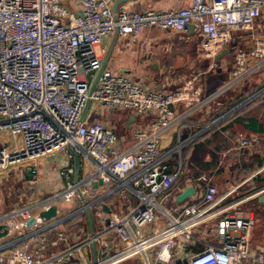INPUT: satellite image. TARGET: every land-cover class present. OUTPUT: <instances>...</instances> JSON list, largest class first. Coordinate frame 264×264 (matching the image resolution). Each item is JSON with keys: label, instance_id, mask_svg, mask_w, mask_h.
<instances>
[{"label": "built area", "instance_id": "1", "mask_svg": "<svg viewBox=\"0 0 264 264\" xmlns=\"http://www.w3.org/2000/svg\"><path fill=\"white\" fill-rule=\"evenodd\" d=\"M115 1L0 0V134L9 133L13 141L11 149L0 146V171L28 163L27 182L37 186L39 162L63 151L72 156L71 147L86 172L72 182L73 168L66 165L58 171L65 185L0 217V231L6 227L26 240L23 247L0 250V264H65L73 255L80 258L73 264H120L137 258L144 264H264V252L251 245L254 216H244L240 209L264 188L238 197L242 183L222 192L206 175L178 182L185 143L179 140L167 150L162 144L164 131L179 117L177 106L187 116L264 67V37L257 36L249 52L237 50L228 85L211 99H205L197 75L160 91L106 67L92 90L103 67L98 47L105 38L115 33L136 37L150 27L182 33L196 25L212 70L235 32L252 29L263 17L264 0H190L179 9L141 11H115ZM89 100L109 111L124 109L152 120L134 131L132 144L125 147L114 126L83 117ZM256 140L241 138L239 147ZM190 186L196 192L179 202L178 195ZM112 197L119 199L121 210L106 202ZM53 205L58 215L44 218L42 212ZM88 210L99 223L93 234L79 239L58 229L51 238L52 228ZM69 238L73 243L67 251L46 254L49 246ZM94 243L96 260L87 253Z\"/></svg>", "mask_w": 264, "mask_h": 264}, {"label": "crops", "instance_id": "2", "mask_svg": "<svg viewBox=\"0 0 264 264\" xmlns=\"http://www.w3.org/2000/svg\"><path fill=\"white\" fill-rule=\"evenodd\" d=\"M117 1H115L114 7ZM189 2L190 0H122L117 7H127L138 11L148 8L169 10L179 9L188 5ZM66 6L71 12L76 11L74 5L66 2ZM257 36L264 37V15L252 29L235 32L232 45L226 49V53L220 59L216 60L218 63L216 70L210 69L212 60L205 58L202 54L203 38L196 25L182 33L158 27L145 28L136 37L123 38L115 33L103 40L98 47V52L104 60L110 53L106 68L126 74L150 90L175 89L188 77L197 75L200 83L204 85L205 99H211L219 89L228 85L224 81L227 77L222 78L223 73L221 74V72H227L231 68V61L235 60L237 50L251 51ZM226 80L229 81L230 78ZM215 81L218 84L213 86ZM247 81V85L255 81L253 83L255 89L263 90L264 67L231 87L229 86L225 91L240 87ZM261 96L263 97L259 99L248 100L224 115L219 114V111L223 110V106L232 104L234 98L231 97L227 102L226 99L223 100V104L220 99L213 98L187 116H182L183 108L177 106L179 117L164 131L162 144L167 150L171 147L175 148L179 140H183L185 143L183 171L178 177V182L184 177L198 178L206 175L211 177L214 183L217 182L220 185L215 183L222 192L242 183L236 193L238 197L252 195L257 190L264 188V95ZM111 112L116 113V118L113 117L114 115L109 116ZM132 115H135L133 119ZM86 118L114 127L117 122L123 129V134L119 135L126 141L125 147L132 144L133 132L148 125L152 120L150 116L136 115L132 111L124 109L109 111L92 102L86 112ZM244 137H256L257 140L249 147L241 148L239 140ZM0 146L12 148L11 144L9 145V136L0 139ZM201 149H205V153L200 154ZM228 149H230L229 152H227ZM174 156L177 157V154ZM39 163L42 166V172L39 177L40 182L33 188L34 190H43L40 187L46 188L50 181L57 185L55 190L65 185L66 178H58V171L64 169L68 164L74 171L70 175V181H75L76 170L73 154L70 156L67 152H58L42 159ZM7 170L12 171V174L6 173ZM7 170L0 171V217L18 208L15 189L18 190L17 188H20L23 182L31 177L28 163ZM85 176L86 172L79 168L78 179ZM44 194L47 196L51 193L47 190ZM256 200L258 201V197L250 198L241 205V207L246 206L247 209H241V207L240 209L242 215L252 213L254 216L255 225L250 232L251 245L264 252V204L259 201L257 203ZM106 202H111L118 210H121L119 199L112 197ZM88 211L73 215L68 220L56 225L50 231L51 238H55L54 233L58 229L70 230L71 233L80 236L79 239L91 234ZM93 225L96 231L99 228V223L94 217ZM5 230H7V234L0 237V250L8 251L12 248L23 247L26 240H18L17 233L9 231L6 227H3L1 231ZM76 230L77 232H75ZM68 243H73V240L69 238L68 242H64L58 247L49 246L46 254L63 252L70 247L67 248ZM87 253L90 258L94 259L93 246L88 248ZM136 260L138 258L120 264H134ZM77 262H80L79 256L74 257L73 255L67 258L65 264Z\"/></svg>", "mask_w": 264, "mask_h": 264}, {"label": "rangeland", "instance_id": "3", "mask_svg": "<svg viewBox=\"0 0 264 264\" xmlns=\"http://www.w3.org/2000/svg\"><path fill=\"white\" fill-rule=\"evenodd\" d=\"M65 5H66V3H65ZM234 61L232 59L231 68L229 70H227V72L225 71L227 73V75H225L226 74L225 72H221L220 71L221 74L223 73V75H222L223 77L222 78H224V77H227L226 79L230 78L231 72H232V70L234 68V63H235ZM214 70H216V68H214ZM226 79H224V81H225V83L226 82L228 83L229 81L226 80ZM247 83H248V81L243 83V84H241L242 86H240V87L231 88V89L225 91L229 87V85H228L224 90H222L219 94H217L215 96L214 99H218V100L220 99L221 100L220 101L221 104H223V102H224L223 100H225V99H226V102L231 97L235 99L232 104H227L226 106H223V108H222L223 110L219 111L220 112L219 114L224 115L226 112L231 111L232 109L239 107L243 103L248 102V100H250V99L251 100L252 99H259L260 97H263L261 95H264V92L259 95L258 92L262 91V90L261 89H257L256 90L255 87L253 86V83H255V81H253L252 84H248L247 85ZM217 84H218L217 81L213 82V86H216ZM225 107H227V108H225ZM115 114L116 113H112L111 112V114L109 116L111 117V116L114 115L113 117H115L116 116ZM118 119H120V117H118ZM115 129L118 132V134H123V129H122V127L120 125H118L117 122H116ZM6 136H9V145L13 144V141L11 139L12 136H10L9 133H7V132L0 134V139L3 138V137H6ZM199 152H200V154H203V153H205V149H201ZM183 154H184V152H183ZM8 172L12 174V171L7 170L6 173H8ZM215 183L218 185L217 182H215ZM218 186H220V185H218ZM34 187H36V186L28 184V182L26 180V181L23 182V184H22V186L20 188L19 187L17 188L18 190L15 189V193L17 194V201H18V204H19L18 208L24 207L25 205H29L30 204L29 202H31L33 199L34 200H41V199L47 197L45 194L39 195V193H36L35 190H37V189L34 190L33 189ZM56 187H57V185L55 183L53 184L50 181L46 188H44L43 186H41L40 188L43 189L44 192H46L48 190V192L53 193L55 191ZM247 207L250 208L249 205H247ZM243 208L247 209L246 206L241 207V209H243ZM134 264H144V262H143L142 259L138 258V260H136V262H134Z\"/></svg>", "mask_w": 264, "mask_h": 264}, {"label": "water", "instance_id": "4", "mask_svg": "<svg viewBox=\"0 0 264 264\" xmlns=\"http://www.w3.org/2000/svg\"><path fill=\"white\" fill-rule=\"evenodd\" d=\"M121 2H122V0H118V1H117L116 5H115V8H114L115 11H116L117 8H118L117 6H118ZM191 27H192V26H191ZM191 27H190V28H191ZM116 34L118 35V33H116ZM224 53H226V49H225L224 51H222V52L217 56V59H220L221 56H222ZM109 54H110V53H108L106 59H105L104 62H103V67H102V69H101L100 71H98L97 74H96V79H95V81H94V83H93L92 90H93V88H94V86H95V83H96L98 77H99L100 74H101V71L106 67V64H107V61H108V58H109ZM91 73L93 74L94 71H92ZM88 78L91 79V75H89ZM263 92H264V89H263L262 91H259L258 94L260 95V94L263 93ZM90 103H91V101L89 100V101L87 102V104H86V107H85V110H84V113H83V117L86 115V112H87V110H88V108H89V106H90ZM134 116H135V115H132V119L134 118ZM69 150H70V152L73 154L74 159H75V170H76V173H75V181H77V180H78V171H79V157H78V154L74 151L73 148L70 147ZM195 192H196V188H195V187H193V186L187 187L185 191H183L181 194L178 195L177 199H178L179 202H183L186 198H188L189 196L193 195ZM258 201H259V203L264 204V193H262V194H260V195L258 196ZM104 209H105V211H109V210H110L109 207H108V205H106V204L104 205ZM87 214H88V219H89V222H90L91 234H93V233L95 232V230H94V225H93L92 212H91V211H88ZM41 215H42L44 218H46V219H51L52 217L57 216L58 213H57V208H56V206L53 205L50 209L45 210L44 212H42ZM34 222H35V218L30 219V220H29V225L31 226ZM6 234H7V230H5V231H3V232L0 231V237L4 236V235H6ZM96 247H97V246H96V243H94V244H93V250H94V259H95V260H96V257H97V255H96Z\"/></svg>", "mask_w": 264, "mask_h": 264}, {"label": "trees", "instance_id": "5", "mask_svg": "<svg viewBox=\"0 0 264 264\" xmlns=\"http://www.w3.org/2000/svg\"><path fill=\"white\" fill-rule=\"evenodd\" d=\"M256 202L258 203V201L256 200Z\"/></svg>", "mask_w": 264, "mask_h": 264}]
</instances>
